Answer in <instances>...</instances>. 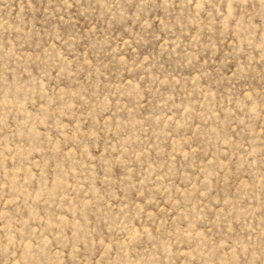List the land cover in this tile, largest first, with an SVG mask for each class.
<instances>
[{
	"label": "rangeland",
	"instance_id": "obj_1",
	"mask_svg": "<svg viewBox=\"0 0 264 264\" xmlns=\"http://www.w3.org/2000/svg\"><path fill=\"white\" fill-rule=\"evenodd\" d=\"M0 264H264V0H0Z\"/></svg>",
	"mask_w": 264,
	"mask_h": 264
}]
</instances>
